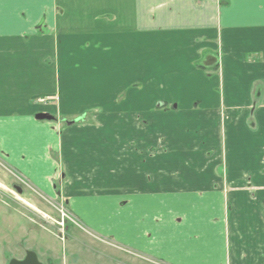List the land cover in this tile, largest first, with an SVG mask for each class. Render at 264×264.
Masks as SVG:
<instances>
[{"label": "crops", "instance_id": "0c3cea01", "mask_svg": "<svg viewBox=\"0 0 264 264\" xmlns=\"http://www.w3.org/2000/svg\"><path fill=\"white\" fill-rule=\"evenodd\" d=\"M0 156L135 257L264 264V0H0Z\"/></svg>", "mask_w": 264, "mask_h": 264}, {"label": "rangeland", "instance_id": "374dc122", "mask_svg": "<svg viewBox=\"0 0 264 264\" xmlns=\"http://www.w3.org/2000/svg\"><path fill=\"white\" fill-rule=\"evenodd\" d=\"M45 115L54 118L45 122L59 121ZM70 121H77L75 128L92 122L90 115L80 114L62 125ZM56 183L59 191L61 181ZM53 196L27 181L0 156V264L22 261L28 252L37 254L44 264H156L96 236L72 216L64 199ZM25 203H32L38 212Z\"/></svg>", "mask_w": 264, "mask_h": 264}, {"label": "water", "instance_id": "95a60500", "mask_svg": "<svg viewBox=\"0 0 264 264\" xmlns=\"http://www.w3.org/2000/svg\"><path fill=\"white\" fill-rule=\"evenodd\" d=\"M53 119H54L53 117L45 114H39L36 116L37 121H51ZM74 123L75 122H72L71 124ZM15 190L19 195L23 194V190L21 188L15 187ZM10 264H42V263L39 261L35 253L28 252L26 258L23 261L13 260Z\"/></svg>", "mask_w": 264, "mask_h": 264}, {"label": "bare ground", "instance_id": "6f19581e", "mask_svg": "<svg viewBox=\"0 0 264 264\" xmlns=\"http://www.w3.org/2000/svg\"><path fill=\"white\" fill-rule=\"evenodd\" d=\"M3 187V186H2ZM27 206L31 207L28 203H25Z\"/></svg>", "mask_w": 264, "mask_h": 264}]
</instances>
